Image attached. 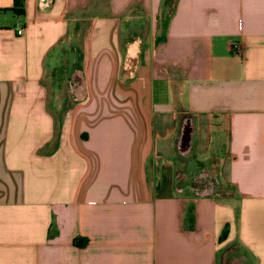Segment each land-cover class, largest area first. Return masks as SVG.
<instances>
[{
    "label": "crops",
    "instance_id": "1",
    "mask_svg": "<svg viewBox=\"0 0 264 264\" xmlns=\"http://www.w3.org/2000/svg\"><path fill=\"white\" fill-rule=\"evenodd\" d=\"M166 1L0 0V264H264V0Z\"/></svg>",
    "mask_w": 264,
    "mask_h": 264
},
{
    "label": "rangeland",
    "instance_id": "2",
    "mask_svg": "<svg viewBox=\"0 0 264 264\" xmlns=\"http://www.w3.org/2000/svg\"><path fill=\"white\" fill-rule=\"evenodd\" d=\"M173 0H168L167 4L168 6L172 5ZM78 85V76L77 74L72 76L71 85L67 88V97H71L72 92H74V88ZM78 88V87H77ZM193 185L197 187V191L199 193L204 192L206 189L216 191L217 182L214 179L213 175H208L205 173H200V175L197 173L194 175V179L192 180ZM217 191H219L217 189Z\"/></svg>",
    "mask_w": 264,
    "mask_h": 264
},
{
    "label": "trees",
    "instance_id": "3",
    "mask_svg": "<svg viewBox=\"0 0 264 264\" xmlns=\"http://www.w3.org/2000/svg\"><path fill=\"white\" fill-rule=\"evenodd\" d=\"M167 1H168V0H167ZM167 1H166L165 5H164V11H165V12H166L167 10L169 11V9H171V7H172V5L168 6ZM12 9H13V8H12ZM13 10H17V9H13ZM168 11H167V12H168ZM167 17H168L167 14L162 13V19H161V21H162V25L165 23ZM72 242H74V243H82V242H84V239H82V240H78L77 237H73Z\"/></svg>",
    "mask_w": 264,
    "mask_h": 264
},
{
    "label": "built area",
    "instance_id": "4",
    "mask_svg": "<svg viewBox=\"0 0 264 264\" xmlns=\"http://www.w3.org/2000/svg\"><path fill=\"white\" fill-rule=\"evenodd\" d=\"M21 29H22V26L19 25V26L16 28V32H17V33H20ZM231 45H232V47H234L235 49H238L239 46H240V45H239V42H238L237 40L232 41V42H231Z\"/></svg>",
    "mask_w": 264,
    "mask_h": 264
}]
</instances>
